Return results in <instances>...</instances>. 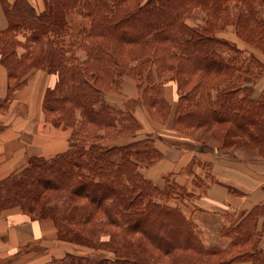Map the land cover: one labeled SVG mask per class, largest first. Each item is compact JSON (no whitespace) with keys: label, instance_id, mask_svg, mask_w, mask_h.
Masks as SVG:
<instances>
[{"label":"trees","instance_id":"16d2710c","mask_svg":"<svg viewBox=\"0 0 264 264\" xmlns=\"http://www.w3.org/2000/svg\"><path fill=\"white\" fill-rule=\"evenodd\" d=\"M1 2L8 26L0 31V62L12 80L30 67L54 73L43 109L51 124L72 131L66 150L33 156L0 180V211L51 218L60 240L106 251H67L43 264H264V244L251 241L264 206L222 228L227 246L205 245L195 221L170 202L171 189L184 186L140 171L160 156L152 139L104 144L140 128L130 111L104 98L127 74L143 83L141 102L151 115L165 116L161 86L170 78L179 92L175 128L211 130L221 147L245 145L264 157V97L238 82L250 64L264 65L217 35L232 25L264 53V0H43L40 12L28 0ZM194 8L205 12L203 24L186 22ZM72 15L81 17L79 42L65 40Z\"/></svg>","mask_w":264,"mask_h":264},{"label":"crops","instance_id":"0c3cea01","mask_svg":"<svg viewBox=\"0 0 264 264\" xmlns=\"http://www.w3.org/2000/svg\"><path fill=\"white\" fill-rule=\"evenodd\" d=\"M6 1L12 4L15 0ZM28 1L37 12L44 9L43 0ZM7 26L0 0V31ZM217 35L236 44L244 58L253 55L264 65V53L240 39L234 28ZM19 38L24 40L21 35ZM248 69L238 82L250 87L251 97H264V68L250 64ZM56 80L54 73L39 67H30L12 80L0 62V180L22 169L33 156L51 157L68 148L72 129L51 124L43 109L45 92ZM142 88V82L123 74L119 88L106 95L113 94L114 105L130 111L140 123L134 135L116 138H128L127 143L149 136L160 152L154 162L140 168L146 177L156 182L170 179L186 187L196 179L203 184L202 200L235 215L264 206L263 156L245 145L221 147L211 130L175 128L179 92L174 80L162 81V97L167 104L163 117L151 115L143 106ZM257 224L264 228V208ZM72 247L58 238L51 218L32 219L18 207L0 211V264H43L72 251Z\"/></svg>","mask_w":264,"mask_h":264},{"label":"rangeland","instance_id":"374dc122","mask_svg":"<svg viewBox=\"0 0 264 264\" xmlns=\"http://www.w3.org/2000/svg\"><path fill=\"white\" fill-rule=\"evenodd\" d=\"M236 10V7L231 5L229 13L233 14ZM259 12L262 16H264V4L259 6ZM206 15L203 10L200 8H194L190 10L186 16V22L188 24H203L205 21ZM81 21V17L78 15H72L69 18V30L68 33L65 35V40L69 42L70 40H75L79 42V39H77L76 36V27L78 25L77 22ZM234 28L232 25H228L224 30L227 31L228 28ZM220 30V31H224ZM219 32V31H218ZM236 45V44H235ZM74 53L80 57L83 58L85 56V53L83 50L79 47V45H75L73 47ZM253 65V64H252ZM105 100L110 103L111 105H114L116 99L113 94H107L105 93ZM115 106V105H114ZM148 127V126H147ZM70 128V127H69ZM128 140V138H111L104 140V144H122L125 143ZM144 164L140 165V168H143ZM159 183H162V181H158ZM190 184L184 186V189H178L176 186L171 189V196L173 197L170 199V202L178 204L185 212L187 216L192 218L196 226L198 227L202 241L205 245H216V246H227L229 241L231 240L230 237H224L221 235L222 228H226L231 226V224L235 223L239 218L240 215L236 214L234 212H228L226 209L223 208L221 205H216L212 207L211 204L206 202L205 200H202L200 198L202 196V186L201 182H199L196 179H193V181L189 182ZM164 185V183L162 184ZM258 207V206H257ZM254 232L252 233L251 241L259 242L261 245L264 244V228L259 227L256 221ZM68 245L73 246V250L82 254H85L89 257H101L102 255L106 254V251L103 250H94L87 247L78 246L75 244L67 243ZM237 251L236 248L233 249L232 253H235Z\"/></svg>","mask_w":264,"mask_h":264}]
</instances>
